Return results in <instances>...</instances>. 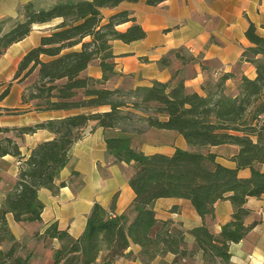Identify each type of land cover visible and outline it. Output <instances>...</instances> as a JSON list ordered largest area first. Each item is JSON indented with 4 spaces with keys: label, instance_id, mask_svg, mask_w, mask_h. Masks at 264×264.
Here are the masks:
<instances>
[{
    "label": "trees",
    "instance_id": "trees-1",
    "mask_svg": "<svg viewBox=\"0 0 264 264\" xmlns=\"http://www.w3.org/2000/svg\"><path fill=\"white\" fill-rule=\"evenodd\" d=\"M123 1L137 0H59L42 9L26 4L22 19L0 34L1 56L11 44L27 36L33 24L59 18L60 22L41 37L39 45L22 57L14 79L23 81L36 72V78L22 95L23 101L31 102L35 109L84 110L27 126H0V134L13 131L22 135L47 129L55 135L34 146L27 157L21 156L13 138H0V157L11 154L20 160L17 180L0 205V245L9 243L8 248L0 249V264H31L28 255L19 253L20 245L9 228L7 215L19 223L40 221L43 203L38 191L58 190L55 179L68 162V151L92 120L104 129L119 128L120 135L105 139L106 151L115 162L134 164L129 178L134 198L125 213L114 217L95 203L77 238L59 229L56 223L48 225L43 237L56 238L60 243L51 264H112L120 257H129L132 244L140 247L138 257L142 264H151L154 258L168 252L174 254L172 264H180L198 251L203 264H228L230 243L239 242L253 226L244 224L249 213L244 204L248 197L264 194V172L257 167L264 163V36L257 33L254 23H249L245 36L250 45L242 58L254 65L256 75L242 76L234 94L225 91L228 75H223L205 95L189 92L183 81L174 85L152 81L127 91L109 89L101 85L115 74L112 41L129 43L146 35L126 10L104 16V8ZM162 1L146 3L155 5ZM130 21L125 30L117 28ZM93 60L99 62L100 79L82 74ZM6 93L7 89L0 98ZM100 107L108 109L87 111ZM159 116L167 118L161 120ZM136 119L145 120L149 127L174 130L196 148L237 145L238 151L231 157L236 167L216 163V155L211 152L176 148L170 155L145 154L132 146L126 128ZM245 167L250 169V175L241 178L237 171ZM166 197L189 200L202 224L184 231L173 227L170 220L159 221L154 202ZM222 200L231 202L233 212L215 234L206 219L214 217L215 204ZM187 234L192 236L194 247L188 246Z\"/></svg>",
    "mask_w": 264,
    "mask_h": 264
},
{
    "label": "crops",
    "instance_id": "crops-1",
    "mask_svg": "<svg viewBox=\"0 0 264 264\" xmlns=\"http://www.w3.org/2000/svg\"><path fill=\"white\" fill-rule=\"evenodd\" d=\"M59 0H0V34L11 28L16 20L22 19V7L32 4L35 9L48 8ZM128 11L146 35L129 43L112 41L115 74L101 86L124 91L140 85H150L152 81L171 82L172 85L183 81L189 92L205 95L223 76L225 91L234 94L242 76L254 78L255 67L242 58L244 49L250 45L245 31L252 22L257 33L262 35L264 28V0H164L149 5L146 0L123 1L112 8L102 10L105 17L119 11ZM60 22L59 18L46 23H36L27 36L11 44L0 56V126L21 127L82 112L81 109L38 110L32 103L24 102L28 80L14 79V74L22 57L31 48L39 45L43 35L48 34ZM125 22L117 26L125 30L131 25ZM97 79L102 77L98 60H93L82 72ZM100 107L87 111H104ZM146 116L141 111L133 110ZM165 120L166 116H159ZM142 129H136L137 125ZM128 132L132 146L145 154L162 153L170 155L176 148L209 152L216 155L215 162L234 168L236 163L231 157L237 153L238 146L221 144L196 148L187 144L184 137L174 130L149 127L143 119H136ZM119 128L104 129L89 121L82 130V136L68 151V162L60 170L55 185L56 192L42 188L38 197L43 203L40 221L16 222L11 214L7 215L9 228L19 242L21 256L29 254L31 264H39V250L50 240L53 248L60 246L56 238L43 237L45 228L56 223L59 229L67 230L70 236L77 238L82 233L88 215L95 203L104 207L109 214L119 216L125 213L134 198L129 178L134 172L133 163L115 162L106 151L105 139L120 135ZM9 136L18 144L22 157H27L38 143L52 139L55 135L47 129H38L33 133L16 135L9 131L0 134V138ZM20 160L11 154L0 157V205L6 193L17 180ZM264 172V163L257 165ZM238 176L250 175L248 167L240 168ZM62 183V184H61ZM244 206L249 210L244 217L246 226L253 224L246 235L236 243H230L228 264H264V194L260 197H248ZM154 211L159 221L170 220L173 227L184 231L202 224V218L189 200L166 197L154 202ZM233 206L229 200L215 204L214 217L206 223L211 232L217 234L221 225L230 220ZM131 218V216H130ZM189 247L194 240L186 235ZM4 242L0 249L8 248ZM23 249H29L28 254ZM129 257H120L112 264H142L138 253L140 247L132 244ZM174 254L168 252L157 256L151 264H172ZM180 264H203L202 254L196 252L193 257L182 260Z\"/></svg>",
    "mask_w": 264,
    "mask_h": 264
},
{
    "label": "rangeland",
    "instance_id": "rangeland-1",
    "mask_svg": "<svg viewBox=\"0 0 264 264\" xmlns=\"http://www.w3.org/2000/svg\"><path fill=\"white\" fill-rule=\"evenodd\" d=\"M262 36H264V31L262 32ZM33 81V76H31L28 80V84L31 83ZM264 118V116H263ZM129 127L131 129H133L132 125H127L126 128L129 129ZM143 125L142 123L137 125V127H135L136 129H142ZM22 249L19 248V251H21ZM55 249L53 248L52 244L50 243V240H48L45 243V246L41 247L39 250V258H40V262L39 264H51L52 260H53V254H54ZM23 252H26V254H28L29 249H23ZM29 256V254H28Z\"/></svg>",
    "mask_w": 264,
    "mask_h": 264
},
{
    "label": "built area",
    "instance_id": "built-area-1",
    "mask_svg": "<svg viewBox=\"0 0 264 264\" xmlns=\"http://www.w3.org/2000/svg\"><path fill=\"white\" fill-rule=\"evenodd\" d=\"M110 216L114 217L115 215L114 214H110Z\"/></svg>",
    "mask_w": 264,
    "mask_h": 264
}]
</instances>
